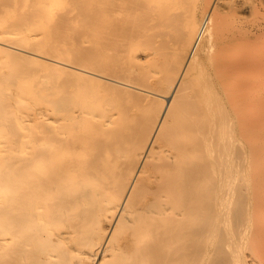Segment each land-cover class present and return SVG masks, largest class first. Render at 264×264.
Wrapping results in <instances>:
<instances>
[{
    "label": "bare ground",
    "instance_id": "obj_1",
    "mask_svg": "<svg viewBox=\"0 0 264 264\" xmlns=\"http://www.w3.org/2000/svg\"><path fill=\"white\" fill-rule=\"evenodd\" d=\"M263 38L246 0H0V264H264Z\"/></svg>",
    "mask_w": 264,
    "mask_h": 264
},
{
    "label": "rangeland",
    "instance_id": "obj_2",
    "mask_svg": "<svg viewBox=\"0 0 264 264\" xmlns=\"http://www.w3.org/2000/svg\"><path fill=\"white\" fill-rule=\"evenodd\" d=\"M246 2L248 3V5H250L253 16H255L256 19L259 20L260 22L264 23V3L261 5L260 4L256 5L254 0H246ZM79 20H81V19H79ZM77 22H79V21L77 20ZM262 46L264 48V38L262 40Z\"/></svg>",
    "mask_w": 264,
    "mask_h": 264
}]
</instances>
